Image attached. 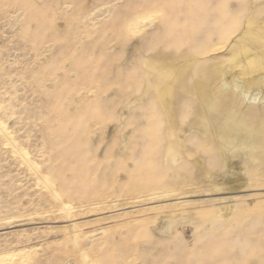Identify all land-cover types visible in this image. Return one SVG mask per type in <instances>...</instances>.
<instances>
[{"label":"rangeland","instance_id":"obj_1","mask_svg":"<svg viewBox=\"0 0 264 264\" xmlns=\"http://www.w3.org/2000/svg\"><path fill=\"white\" fill-rule=\"evenodd\" d=\"M242 48L264 51V0H0V256L264 264V67L243 79ZM200 92L234 144L195 127Z\"/></svg>","mask_w":264,"mask_h":264},{"label":"bare ground","instance_id":"obj_2","mask_svg":"<svg viewBox=\"0 0 264 264\" xmlns=\"http://www.w3.org/2000/svg\"><path fill=\"white\" fill-rule=\"evenodd\" d=\"M139 23V22H138ZM243 50H245L244 48H242ZM242 50V51H243ZM264 50V49H263ZM244 56H245V58H247V62L245 63V64H243L242 63V60H236V59H238V57L234 60L235 61V63H236V65L237 66H240L241 67V75H242V77H243V79H245L246 81H247V76L248 75H251V74H253V76H254V74H255V72L256 71H258L257 70V68H262V67H264V51H263V53L262 54H257V53H251V51H247V50H245L244 52ZM236 55V54H235ZM235 57V56H234ZM242 59H244V58H242ZM170 71V70H169ZM169 71H168V69H162V74H161V82H166L167 80H168V77H169ZM256 77V76H255ZM212 79V78H211ZM244 80V81H245ZM250 79H248V81L247 82H250L249 81ZM264 80V79H263ZM258 82H261V81H259V80H257V78H254V81H251L250 83H254V84H257ZM264 82V81H263ZM223 84L224 85H231L230 83H227L226 81H223ZM241 86H243V85H241ZM240 85H239V87H241ZM238 87V86H237ZM240 89V88H239ZM242 89V88H241ZM223 90V89H222ZM248 91V90H247ZM247 91H245V94H249V91L247 92ZM200 94L202 95V97H203V102H204V104H203V106H202V109H201V114H199L200 115V117L198 118V121L196 122V126L195 127H197L198 129H200V130H202L203 131V133L204 134H212V133H215L216 135H223V134H225L224 135V142L226 143V144H228V145H232V144H234L235 143V141H236V139H237V136L239 135V132H240V129H241V121H236L235 120V122H233V123H226V126L227 127H229V132L228 133H226L227 132V130H226V126L223 128V129H219V130H216V131H212V129H211V122H212V120H213V118H214V115H213V113H216L217 111H218V109L220 108L219 107V105H220V103H219V100H213L212 101V99H210L208 96H207V93H205V92H200ZM232 97H236V95L235 94H233V95H231ZM247 96V95H246ZM233 98V99H234ZM237 98V97H236ZM257 98L254 96V97H252V100H253V102L256 100ZM242 102V101H241ZM165 108H166V110H167V113H168V115H169V117H171V106L170 105H166L165 106ZM1 120V119H0ZM3 123V122H2ZM5 125V124H4ZM4 125H2L1 124V122H0V130H2V127L3 128H5L4 127ZM6 129V128H5ZM2 131H4V129L2 130ZM231 132H232V134H231ZM7 135H9L8 133H7ZM10 138V137H9ZM11 139V138H10ZM9 139V140H10ZM176 141V140H175ZM254 142H256V143H259V141L258 140H256L255 141V139L253 140ZM17 148H19V146H16ZM230 147V146H229ZM228 147V148H229ZM170 148H172V147H170ZM21 149V148H20ZM20 149H19V152H20ZM168 150V148L166 149V151ZM170 150V149H169ZM18 151V150H17ZM21 151H23V150H21ZM172 151V150H171ZM174 151V150H173ZM22 153V152H21ZM168 153V152H167ZM172 153V155L171 156H175V154H173V152H171ZM29 154V153H28ZM179 154V153H178ZM168 155V154H167ZM25 156V155H24ZM169 156H170V154H169ZM25 159V158H24ZM28 159L31 161V158H29L28 157ZM27 159V160H28ZM174 159V158H173ZM26 160V159H25ZM28 160V161H29ZM172 161V160H171ZM32 162V161H31ZM34 167V166H33ZM65 206V205H64ZM65 208V207H64ZM69 207H67V208H65V209H67V210H69L68 209ZM25 256V255H24ZM23 256V254H18V253H13V252H11V253H5L4 255H1L0 256V264H17V263H19V261H21V259L24 257ZM23 260V259H22ZM24 262V261H23ZM22 261H21V263H23Z\"/></svg>","mask_w":264,"mask_h":264}]
</instances>
